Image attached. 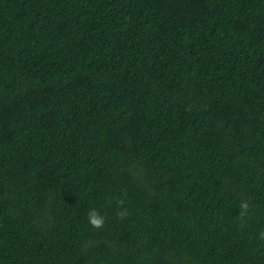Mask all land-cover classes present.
<instances>
[{
    "label": "trees",
    "instance_id": "1",
    "mask_svg": "<svg viewBox=\"0 0 264 264\" xmlns=\"http://www.w3.org/2000/svg\"><path fill=\"white\" fill-rule=\"evenodd\" d=\"M261 233L264 0H0V264H264Z\"/></svg>",
    "mask_w": 264,
    "mask_h": 264
},
{
    "label": "clouds",
    "instance_id": "2",
    "mask_svg": "<svg viewBox=\"0 0 264 264\" xmlns=\"http://www.w3.org/2000/svg\"><path fill=\"white\" fill-rule=\"evenodd\" d=\"M118 204L122 205L123 201L122 200L118 201ZM240 207L242 210L240 215L243 216L244 212H246L247 209L249 208V204L246 201H241ZM127 215H128V212L124 209L116 213V216L118 219H123ZM87 219H88L89 225L94 229H100L104 227L105 217L100 215V213L94 208L89 210ZM261 239H264V233H261Z\"/></svg>",
    "mask_w": 264,
    "mask_h": 264
}]
</instances>
